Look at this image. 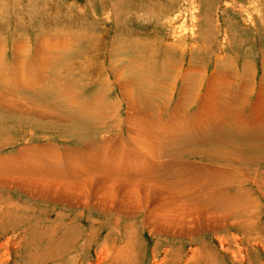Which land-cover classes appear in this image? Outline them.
I'll return each instance as SVG.
<instances>
[{
    "label": "rangeland",
    "instance_id": "obj_1",
    "mask_svg": "<svg viewBox=\"0 0 264 264\" xmlns=\"http://www.w3.org/2000/svg\"><path fill=\"white\" fill-rule=\"evenodd\" d=\"M0 264H264V0H0Z\"/></svg>",
    "mask_w": 264,
    "mask_h": 264
},
{
    "label": "bare ground",
    "instance_id": "obj_2",
    "mask_svg": "<svg viewBox=\"0 0 264 264\" xmlns=\"http://www.w3.org/2000/svg\"><path fill=\"white\" fill-rule=\"evenodd\" d=\"M55 174H57V173H55ZM20 225V224H19ZM34 230V229H33ZM9 239V238H8ZM103 251H105V249H103ZM107 251V250H106ZM105 252H103V254H104ZM109 254V253H108ZM111 254V253H110ZM108 258V257H107ZM102 261H104V260H102Z\"/></svg>",
    "mask_w": 264,
    "mask_h": 264
},
{
    "label": "crops",
    "instance_id": "obj_3",
    "mask_svg": "<svg viewBox=\"0 0 264 264\" xmlns=\"http://www.w3.org/2000/svg\"><path fill=\"white\" fill-rule=\"evenodd\" d=\"M212 73H214V74H215L214 70L212 71Z\"/></svg>",
    "mask_w": 264,
    "mask_h": 264
}]
</instances>
